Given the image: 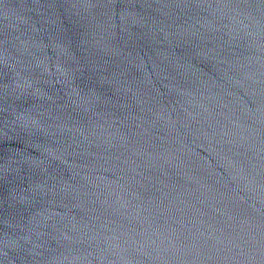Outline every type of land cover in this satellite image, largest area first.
I'll return each instance as SVG.
<instances>
[{"label":"water","instance_id":"obj_1","mask_svg":"<svg viewBox=\"0 0 264 264\" xmlns=\"http://www.w3.org/2000/svg\"><path fill=\"white\" fill-rule=\"evenodd\" d=\"M0 264H264V0H0Z\"/></svg>","mask_w":264,"mask_h":264}]
</instances>
